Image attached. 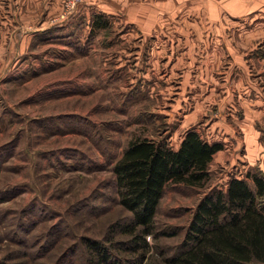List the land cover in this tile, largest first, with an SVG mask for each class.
<instances>
[{"label": "rangeland", "instance_id": "374dc122", "mask_svg": "<svg viewBox=\"0 0 264 264\" xmlns=\"http://www.w3.org/2000/svg\"><path fill=\"white\" fill-rule=\"evenodd\" d=\"M101 1L82 0L25 53L0 58L4 264H90L87 238L120 243L111 264H135L130 236L110 232L131 215L113 168L132 140L178 149L196 130L223 146L204 186L166 187L143 264L178 251L209 192L232 178L256 189L252 176L264 178V9L217 21L188 7L145 31L86 9Z\"/></svg>", "mask_w": 264, "mask_h": 264}, {"label": "trees", "instance_id": "16d2710c", "mask_svg": "<svg viewBox=\"0 0 264 264\" xmlns=\"http://www.w3.org/2000/svg\"><path fill=\"white\" fill-rule=\"evenodd\" d=\"M106 26L99 22L97 26ZM196 130L186 132L180 147L147 138L132 140L114 165L119 204L131 215L116 222L111 233L130 236L135 264H143L150 251L146 236L158 237L156 215L168 185L201 187L210 180V164L222 150ZM256 189L245 179L232 178L226 190H212L197 205L177 252L164 256L161 263L149 264H260L264 261V178L252 176ZM84 239L91 256L111 264L120 243ZM115 244V245H114ZM122 244V243H121ZM163 254V252H162ZM6 258L0 259V264Z\"/></svg>", "mask_w": 264, "mask_h": 264}, {"label": "crops", "instance_id": "0c3cea01", "mask_svg": "<svg viewBox=\"0 0 264 264\" xmlns=\"http://www.w3.org/2000/svg\"><path fill=\"white\" fill-rule=\"evenodd\" d=\"M63 0H0V58L12 60L25 53L36 32L54 26L63 12ZM92 3V2H91ZM89 12L123 14L129 23L145 31L158 27L159 14L180 15L188 10L207 7L212 19L240 20L264 8V0H103L97 6H87ZM45 27V28H43ZM31 37V38H30ZM19 46V48L17 47Z\"/></svg>", "mask_w": 264, "mask_h": 264}, {"label": "built area", "instance_id": "2783aa9c", "mask_svg": "<svg viewBox=\"0 0 264 264\" xmlns=\"http://www.w3.org/2000/svg\"><path fill=\"white\" fill-rule=\"evenodd\" d=\"M82 0H63V12L60 16V19L68 18L77 8L78 4Z\"/></svg>", "mask_w": 264, "mask_h": 264}]
</instances>
